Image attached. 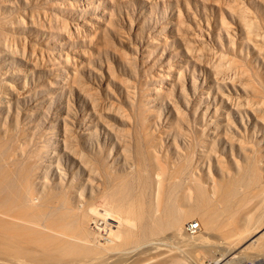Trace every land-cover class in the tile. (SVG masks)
I'll list each match as a JSON object with an SVG mask.
<instances>
[{"label": "rangeland", "instance_id": "374dc122", "mask_svg": "<svg viewBox=\"0 0 264 264\" xmlns=\"http://www.w3.org/2000/svg\"><path fill=\"white\" fill-rule=\"evenodd\" d=\"M21 185L42 224L69 207L78 264L106 257L82 207L131 186L175 201L183 238L134 231L111 264H264V0H0V198Z\"/></svg>", "mask_w": 264, "mask_h": 264}, {"label": "bare ground", "instance_id": "6f19581e", "mask_svg": "<svg viewBox=\"0 0 264 264\" xmlns=\"http://www.w3.org/2000/svg\"><path fill=\"white\" fill-rule=\"evenodd\" d=\"M52 131H54V129H52ZM86 133H88V131ZM54 156L55 154L50 156V163L47 164V167L50 168L53 165L57 166V161ZM27 170L33 178V183H36V180L40 178V175H35L31 166H28ZM18 188L21 189L13 191L8 188L6 191L4 190V192L12 191V193L9 196L0 198V260H10L12 263L14 261H18L19 264L25 262L30 264H78V262H80L79 256L81 254L90 255L94 252L86 246L80 245L81 240L86 241L85 231L81 230L80 234L75 236L69 232L68 222H63L62 224L59 223V221L65 220L67 212L69 211L68 206L61 205L56 207L54 213L51 215L53 220H48L46 223L42 224L39 220V216L41 215H36L35 213L40 210L49 211V209L45 204L39 203L38 198L31 190L27 189L23 185ZM130 190L131 191L129 192L126 191L122 193V196L119 195L116 200L114 199L111 205H107L109 201H106L107 206H104L105 203L103 206L97 205L99 206L97 208L90 205L86 207L83 206L80 214L78 215V226H81V222H84L91 217V224L98 231L95 241L98 245H103L106 251V257L104 260L102 259L103 261H101V264H111L114 261L116 262L115 257L119 254L125 253V250L119 246L121 241L123 242V235H127V237L131 236V238H129L132 240V234H134L132 232L134 231L137 233L134 237H139L141 240H145L148 235H152L154 233L157 234V232L164 230H172L173 233H175V236L177 235L179 238H183V223L177 215L179 207L176 206L175 201L165 200L166 193L162 192L161 189L158 188L156 191L152 189L149 194V199L141 204L135 188L131 186ZM102 199L104 200V198ZM55 218L59 221L55 220ZM260 232L264 234V229L260 230ZM155 241L156 240L154 239L152 241L149 240V242L147 241V244L145 242L144 243L146 247L151 246L152 249L158 248V245H156L158 241ZM187 241H189V245L200 246L202 243V236L197 235L190 237ZM255 241L256 240H254V242ZM137 248H135V250ZM133 250L130 249L129 251ZM168 252H159L157 254L162 253L167 255ZM127 253L128 252H126V256ZM162 254L159 256H163ZM168 254L170 255V253ZM130 256H128V258ZM227 256H232L227 262H225L226 257L224 256L213 260L210 264H229L232 262L231 260L237 257L234 255V251L232 250ZM146 257H144L143 262ZM146 260L145 264H172L169 259V261L166 262L161 260L158 261V259L154 260L152 257L148 260L147 257ZM82 261L84 262L83 264L90 263L88 259ZM139 261L138 264L143 263L142 261V263ZM247 263L248 262L245 264ZM134 264H136V262ZM196 264L203 263L198 261Z\"/></svg>", "mask_w": 264, "mask_h": 264}, {"label": "built area", "instance_id": "2783aa9c", "mask_svg": "<svg viewBox=\"0 0 264 264\" xmlns=\"http://www.w3.org/2000/svg\"><path fill=\"white\" fill-rule=\"evenodd\" d=\"M201 230L200 223L198 221L195 222H189L186 224L185 231L189 235H194L198 233V231ZM247 264H262L258 262H248Z\"/></svg>", "mask_w": 264, "mask_h": 264}]
</instances>
